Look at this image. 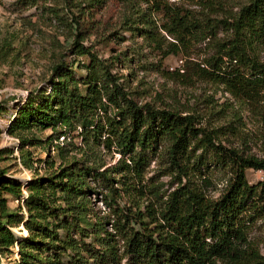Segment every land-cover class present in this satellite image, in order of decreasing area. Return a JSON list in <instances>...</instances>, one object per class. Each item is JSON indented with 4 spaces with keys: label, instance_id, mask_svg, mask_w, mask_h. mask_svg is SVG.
Returning a JSON list of instances; mask_svg holds the SVG:
<instances>
[{
    "label": "trees",
    "instance_id": "16d2710c",
    "mask_svg": "<svg viewBox=\"0 0 264 264\" xmlns=\"http://www.w3.org/2000/svg\"><path fill=\"white\" fill-rule=\"evenodd\" d=\"M59 1L76 30L71 53L86 59L81 61L85 77H75L68 62L61 60L52 68L48 87L28 92L7 131L50 128L49 148L61 158L71 149L82 158L71 156L67 165L25 184L7 177L0 167V249L16 244L19 264H89L81 251L91 250L81 248L82 242L73 237L77 233L97 243L90 253L100 263L126 259V264H264V255L248 237L264 215V159L224 146L216 141V129L196 127L191 114L138 103L122 75L113 72V61L100 59L83 45L80 25L90 23L87 18L95 7L118 0ZM119 1L125 6L121 28L153 44L161 58L180 53V45L213 39L215 53L204 65L193 63L196 74L216 79L234 95L252 101L264 140V65L259 61L264 0H246L222 14L219 0H192L207 8L201 18L168 0ZM218 29L224 38H217ZM160 30L174 41L166 40ZM165 41L168 49L161 51ZM76 138L81 144L73 142ZM20 141L21 150L40 142L34 136H21ZM158 148L164 149L166 169L177 179L168 193L152 191L145 180ZM197 148L209 151L215 163L230 172L216 198L207 196L193 178L203 159L195 155ZM103 150L119 157L106 166L100 158ZM246 169L262 171V180L250 184ZM148 193L159 198L158 207L152 200H140ZM94 194L106 208L101 216L92 207ZM8 196L23 199L26 215L20 213V204L9 209ZM20 224L27 235L13 231ZM40 248L45 253L41 258L35 252ZM67 251L72 257L64 262Z\"/></svg>",
    "mask_w": 264,
    "mask_h": 264
},
{
    "label": "rangeland",
    "instance_id": "374dc122",
    "mask_svg": "<svg viewBox=\"0 0 264 264\" xmlns=\"http://www.w3.org/2000/svg\"><path fill=\"white\" fill-rule=\"evenodd\" d=\"M168 1L182 5L199 18L207 11L205 6L192 0ZM219 1L222 14L235 11L246 0ZM123 5L118 0L95 7L87 18L91 20L90 23L88 21L80 25L83 45L90 47L100 59L113 61V72L122 75L138 103L170 106L182 114H191L195 117L196 127L216 129V141L224 146L234 148L244 156L253 155L264 159L262 122L252 101L234 95L216 79L196 74L193 63L205 64V60L215 53L214 40L206 38L184 48L180 45V53L161 58L159 49L154 48L153 44L121 28ZM70 23V17L59 0H39L35 4L29 0H0V167L5 168L7 177L24 184L33 177L49 174L60 164L67 165L71 156L76 160L82 158L72 149L61 158L53 147L49 148L46 137L51 133L50 128L32 127L22 133L7 131L28 92L48 87L52 68L61 60L68 62L75 77H85L86 71L81 61L86 59L71 53L76 30ZM160 33L166 40L174 41L164 31L160 30ZM225 36L218 29L217 38ZM166 44L167 41L161 51L168 49ZM259 61L264 65V48L259 51ZM21 136H34L40 142L21 150ZM59 140L63 141L62 137ZM73 142L81 144L79 138ZM63 143L67 144L65 141ZM101 152L100 158L106 166L113 164L119 157L113 150ZM199 154L203 155V159L197 164L193 178L197 184H201L207 196L216 198L226 185L230 172L215 163L209 151L195 149V155ZM167 165L164 149L158 148L145 170V180L154 187L152 191L168 193L177 186V179L167 171ZM245 174L250 184L263 178L260 170L246 169ZM91 186L95 189L93 182ZM23 194L26 195L25 190ZM97 196L92 195L95 201L92 207L95 214L101 216L106 208ZM7 198L10 210H16L20 204V213L26 215L23 199L18 200L13 196ZM140 200H152L158 207L159 198L155 199L151 193ZM91 216L94 220L92 212ZM12 229L18 236L27 235L22 224ZM73 237L82 242L79 243L81 248L92 251L98 247L92 237L82 239L77 233ZM248 237L264 255V215L256 219ZM91 251H81L89 264H113L108 260L100 263V259L91 257ZM35 252L40 258L45 256L41 248ZM69 257H72V252L67 251L61 260L68 261ZM19 260L16 244L8 250L0 249V264H19ZM120 264H126V259Z\"/></svg>",
    "mask_w": 264,
    "mask_h": 264
}]
</instances>
